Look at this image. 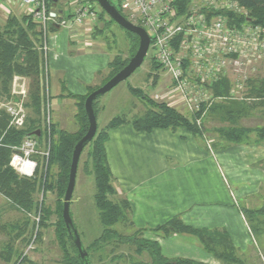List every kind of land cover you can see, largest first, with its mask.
<instances>
[{
	"label": "trees",
	"instance_id": "trees-1",
	"mask_svg": "<svg viewBox=\"0 0 264 264\" xmlns=\"http://www.w3.org/2000/svg\"><path fill=\"white\" fill-rule=\"evenodd\" d=\"M81 2L96 3L94 0H80ZM247 10V17H239V21L250 20L252 23L264 28V0H235ZM49 4H57L58 0H48ZM188 0H177L181 10H184ZM98 6V4L96 3ZM97 15V22L102 21L103 28L96 25L93 27L91 35L95 36L99 31H103L109 23H115L99 6L98 9L92 6ZM120 27V26H119ZM55 24H50L49 31L56 30ZM122 28V27H120ZM123 29V28H122ZM130 37L132 47L129 50L128 57H120L116 54L108 63L109 73L105 82L115 73L122 69L129 58L135 53L138 47V37L123 29ZM101 32H99L101 34ZM98 33V34H99ZM96 37V36H95ZM43 34L39 23L30 15L15 17L9 15L6 22L0 26V101L18 99L12 97L11 82L15 76L26 77L29 80L28 102L25 106L30 109L26 114L23 127L15 128L9 125L10 117L4 108H0V194L8 201L9 206L14 210L25 214L26 221L23 227L28 228L30 218L31 227L28 237H22V227L18 224L11 225V234L6 225L2 229L6 231L7 240L0 249V259L12 264H22L30 262L27 253H17L13 241L18 238H24L29 244L38 242L42 238V229L47 228L50 223V212L45 205L38 201L35 195L40 191H47L52 188V180L49 176V167L53 164H59L60 172L58 174L57 187L61 195L65 192L68 181L69 167L71 162L72 150L75 143L85 134L88 127V120L84 111V100L89 93L98 87H89L85 95H75L67 93V96L77 100V112L75 117L79 123V129L75 132L58 129L55 124H49V131L42 127L41 115L46 113V105L49 97L46 94L43 70L42 50ZM42 50H41V49ZM155 67H159L155 58ZM45 71V72H43ZM230 82L222 79L211 86L215 96L228 95ZM129 91L138 97L145 106V111L138 116L128 118L125 115H117L108 120L103 127L97 128L93 139L86 145L88 147L87 159L84 164V170L90 173L94 180L95 192L93 195L96 209L98 210L99 222L102 226L100 234L88 246H84L87 252L89 263L92 264V258L96 257L101 264H118L124 261V256L114 251L117 243H129L130 235L119 233L114 225L127 218L130 215L131 206L127 199L117 196L112 175L108 165L105 143L108 138V132L122 124H130L137 132H150L153 129L164 128L176 130L179 127L186 129L193 135H202L206 131L203 124L196 122L200 112L193 113L192 116L186 115L177 108L164 101H155L148 94L139 88L129 87ZM246 97L252 102L250 104L235 101H217L212 104V112L208 114H218L221 121L234 122L231 127H218L215 130L225 141L220 143L218 148H224L230 144H264V125L255 128H246L235 123L243 115L249 114L259 106H264V78H253L247 82ZM99 98V97H98ZM232 100V99H230ZM253 100H255L253 102ZM93 101V109L96 112ZM203 110V105L200 111ZM44 113V114H45ZM196 114V115H195ZM40 131V135H32L34 131ZM255 132L257 138L252 139L249 133ZM32 136L40 144L44 138L48 139V155L45 171L38 176L23 177L18 175L9 165L12 147L19 146L24 137ZM85 147V148H86ZM247 217L264 216V206L260 208L240 209ZM264 222V221H263ZM130 223V220H129ZM131 224V223H130ZM55 236L62 252L63 262L60 264H81L77 256V251L72 239L65 227L62 218V202L59 204L58 219L55 222ZM137 234L142 229L137 228ZM155 230H162L166 235L171 233H184L196 237L204 250L210 253L214 259L223 264H242L244 255L240 254L233 245L230 236L224 229L197 228L184 224L178 217H173L166 223L155 227ZM259 231V230H258ZM256 231V232H258ZM136 238V237H135ZM81 239V238H80ZM82 242V241H81ZM110 246V248H108ZM137 252H146L150 258V264H206L187 258L168 259L161 253L160 245L157 241L141 239L137 242ZM34 247H32L33 249ZM31 249V250H32ZM30 251V250H29ZM28 251V252H29ZM130 264H148L144 261H131Z\"/></svg>",
	"mask_w": 264,
	"mask_h": 264
},
{
	"label": "crops",
	"instance_id": "crops-1",
	"mask_svg": "<svg viewBox=\"0 0 264 264\" xmlns=\"http://www.w3.org/2000/svg\"><path fill=\"white\" fill-rule=\"evenodd\" d=\"M63 2V6H57L60 2L55 6L65 14L68 6ZM0 12L5 18L20 17L28 7L20 0H9L5 6L0 3ZM85 33L57 27L46 38L49 121L68 132L77 130L78 121L76 104L67 93L85 95L100 75L108 74V63L116 55L103 50L90 32ZM17 78L12 81V95H22L20 87L14 89ZM173 103L186 113L181 104ZM67 106L71 107L68 111ZM105 151L117 196L130 203L132 226L156 232L155 227L178 217L193 227L224 229L237 251L250 257L254 238L236 199L255 194L264 185V171L259 166L264 161V144H230L209 150L204 139L182 127L137 132L126 123L108 132ZM157 234L154 240L166 257L218 264L193 237Z\"/></svg>",
	"mask_w": 264,
	"mask_h": 264
},
{
	"label": "built area",
	"instance_id": "built-area-1",
	"mask_svg": "<svg viewBox=\"0 0 264 264\" xmlns=\"http://www.w3.org/2000/svg\"><path fill=\"white\" fill-rule=\"evenodd\" d=\"M20 2L28 7L26 15L39 23L44 52L50 24L70 32L82 30L91 34L97 23V15L89 2L77 0L60 17L58 13L51 15L52 4L48 0ZM110 2L125 19L142 27L150 38L153 57L168 78L162 92L154 94V98L172 99L187 105L195 113L202 105L210 106L212 101L246 96L247 82L256 71L255 65L264 61V28L250 20L239 21V17H247V10L237 1L188 0L184 10L180 9L177 0ZM85 35L82 40L86 39ZM222 79L230 82L229 93L215 96L211 86ZM24 92L19 91L20 94ZM1 106L10 117L9 125L23 127L26 112L21 101L1 103ZM44 119L49 126L48 107ZM37 145L35 138L26 136L19 146L12 147L9 165L20 176L34 175L36 161L33 155L39 153ZM32 247L29 244L24 253Z\"/></svg>",
	"mask_w": 264,
	"mask_h": 264
},
{
	"label": "rangeland",
	"instance_id": "rangeland-1",
	"mask_svg": "<svg viewBox=\"0 0 264 264\" xmlns=\"http://www.w3.org/2000/svg\"><path fill=\"white\" fill-rule=\"evenodd\" d=\"M9 0H0L1 6H5V2ZM63 1L67 2V10L73 6L75 0H58L57 6H63ZM77 1V0H76ZM77 3V2H75ZM92 6H95L96 9H98V6L96 3H89ZM21 16V15H20ZM6 19L4 15L0 12V26H2ZM97 25L99 28H103L102 21H98ZM107 27L101 32V34L96 33L95 39L98 43H101V48L107 52H110V54H120V57H128L129 50L132 47L131 39L129 35L120 28L116 23H109L106 25ZM50 32V31H49ZM43 45V44H42ZM41 49V48H40ZM42 50V49H41ZM136 50V49H135ZM43 51V50H42ZM44 52V51H43ZM135 52V51H134ZM43 70H46L45 66V58L43 56ZM256 71L254 72L253 78H264V61H260L255 65ZM45 72V71H43ZM109 73V71H108ZM48 74V70L46 71V74H44V81L42 84L45 83V90H46V82L48 77L46 75ZM17 78L18 86L14 87L16 91H18L19 87L20 89L24 90V94L19 95L15 94L12 95V97L19 96L18 99H10V100H1V103H7V102H13V101H21L22 107L25 110L26 114L31 113L30 109L25 106V103L28 102V90H29V80L26 77H19L15 76ZM46 77V78H45ZM108 74L100 75L97 79V82L92 87H98L101 86L103 83H105V80L107 79ZM14 79V78H13ZM12 79V81H13ZM168 82L167 76L161 71V69L158 67H155V62L153 60V52L151 48L149 47L146 57L143 60V63L140 67H138L127 79L120 82L118 85L113 87L111 90L106 92L105 94L101 95L99 98H97L95 108H96V122H97V128L103 127V125L110 120L112 117L117 115H125L128 118H132L133 116L141 115L145 111L144 103L136 97L134 94H132L129 91V87H135L141 89V91L148 94L151 98H153L155 101H167L169 103H173L171 101L172 99H160V98H154V94L162 92L163 86ZM11 93H12V82H11ZM21 96V97H20ZM74 99L75 104L77 103V100L75 98H72L71 101ZM222 101H235L237 102H243L248 103L252 102L249 97H243L240 96L239 98H235L232 100L225 99ZM255 100H253L254 102ZM70 101L68 102V104ZM217 103V101H212L210 106L203 107V110L200 111V115L197 116L196 122L199 124H203L206 128V131L203 132L201 135H197L198 137L205 140L206 147L211 150L218 149L220 143L225 140L222 139V137L219 135V133L215 130V128L218 127H231L234 122L232 121H221L220 118H218V114H208L212 111V104ZM174 104V103H173ZM4 106V105H3ZM179 106V105H178ZM49 110V102L46 105V110ZM1 108H4L1 106ZM71 108V107H69ZM68 106L67 110L68 111ZM179 109L182 108V111L186 112V115L192 116L193 111L189 110V107L187 105H182V107H178ZM51 113L54 114L55 107L51 105ZM77 109V106H76ZM201 109V108H200ZM251 112L249 114L243 115L239 119L235 120V123L237 125H240L242 127H260L264 125V106L256 107L253 110H250ZM198 112V111H197ZM45 113V112H44ZM41 115V122L42 127L45 129L46 132L49 131V127L46 123V120L44 117L46 116V113ZM196 115V114H195ZM50 122V121H49ZM77 130L79 129V123H77ZM76 130V131H77ZM249 137L252 139L257 138V135L255 132H251L248 134ZM48 139L44 138L40 142V144L37 145V149L39 153L33 155L34 160L36 161V168L34 175L41 174L42 171H45L46 165H47V155H48ZM87 151L88 147L84 148L78 162V168L76 173V179H75V186L72 193L71 201H70V215L73 220V223L75 224L81 241L85 246H88L92 241L97 238V236L100 234L102 226L99 222L98 218V210L96 209L93 195L95 192L94 187V180L90 173L85 171L84 164L87 159ZM47 153V155H46ZM260 168L264 171V161L262 164L260 163ZM15 171V170H14ZM60 166L59 164H53L49 167V176L52 180V188L43 192H38L35 197L38 201L42 202L45 207L48 208L50 212V225L47 228L42 229V238L33 244V249L27 252L28 259L33 264H60L63 262L62 260V252L59 249L56 236H55V222L58 219V213H59V204L60 201L63 203V195L60 194L58 187H57V180H58V174L60 172ZM16 172V171H15ZM17 173V172H16ZM18 174V173H17ZM19 175V174H18ZM119 198V197H118ZM236 207L238 210L242 213L240 210L242 207L247 208H260L261 206H264V185L259 188V190L248 197L244 198H238L236 199ZM242 216L246 220L248 224L249 233L251 236H253L254 241L253 243V249L252 252H248L250 257L246 256L243 258L242 264H264V216H258V217H247V215L242 213ZM31 220L34 219V216L32 215ZM31 220L28 228L23 227V223L26 221L25 214H21L19 211L14 210L9 206L8 201L0 194V249L3 247V243L7 240V233L5 230L2 229L3 225L7 226V229L10 231L11 234H15V231L11 230V225L18 224L23 229L21 231V234H23L22 237H25L29 235V230L31 227ZM114 228L119 231V233L130 235L131 240L129 243H117L116 247H114V251L117 254H121L124 256V261H119L118 264H130L131 261H144L145 263L150 264V258L146 252H137V242H140L141 239H148V240H154L155 234L159 233L163 236L166 235L162 230H155L156 232L143 230L137 234V228L132 226L129 223V216L127 218L120 220L114 225ZM259 230V231H258ZM258 231V232H256ZM172 234H178V235H187L190 237H193L198 242L199 240L190 234H184V233H171ZM158 235V234H157ZM18 237L13 241V245L15 247V250L17 253L25 251L27 248V243L24 241V238ZM136 237V238H135ZM200 243V242H199ZM159 244V243H158ZM201 245V243H200ZM202 247V245H201ZM110 248V246L108 247ZM203 248V247H202ZM204 249V248H203ZM162 253V252H161ZM163 255V253H162ZM164 256V255H163ZM166 257V256H164ZM15 257L12 258L10 262H5L0 259V264H12ZM168 259H174V258H185V257H166ZM191 259V258H187ZM194 260V259H192ZM216 260V259H215ZM198 262H202L199 260H195ZM217 261V260H216ZM218 262V261H217ZM205 263V262H202ZM22 264H30V262H23ZM92 264H101L97 260L96 257L92 258ZM209 264V263H206ZM218 264H223L218 262Z\"/></svg>",
	"mask_w": 264,
	"mask_h": 264
},
{
	"label": "water",
	"instance_id": "water-1",
	"mask_svg": "<svg viewBox=\"0 0 264 264\" xmlns=\"http://www.w3.org/2000/svg\"><path fill=\"white\" fill-rule=\"evenodd\" d=\"M55 1L56 0H54V3ZM94 1L118 26L131 33H134L138 37V47L135 53L129 58L127 64L122 69L115 73L101 86L89 93L84 100V111L88 120V127L85 134L75 143L73 147L69 167L68 181L65 188L62 203V218L65 227L75 246L77 256L81 264L90 263L87 257V252L85 251L84 246L81 242L79 232L75 224L73 223V220L70 215V201L75 186V179L80 155L86 145L93 139L97 131V122L96 115L93 109V101L108 92L109 90H111L120 82L127 79L138 67H140L143 63L144 58L146 57L150 44V38L146 31L142 27L134 25L127 19H125V17L116 9V7L110 2V0ZM50 11L52 16L58 13L60 17L62 13L61 10L56 9L55 4H52V6L50 7ZM32 135H40V131H34L32 132Z\"/></svg>",
	"mask_w": 264,
	"mask_h": 264
}]
</instances>
